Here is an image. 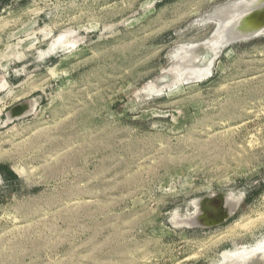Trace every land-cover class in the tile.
<instances>
[{"label":"rangeland","instance_id":"1","mask_svg":"<svg viewBox=\"0 0 264 264\" xmlns=\"http://www.w3.org/2000/svg\"><path fill=\"white\" fill-rule=\"evenodd\" d=\"M239 2L0 0V264H221L264 241V35L220 46L213 16ZM223 193L224 222L175 224Z\"/></svg>","mask_w":264,"mask_h":264},{"label":"water","instance_id":"2","mask_svg":"<svg viewBox=\"0 0 264 264\" xmlns=\"http://www.w3.org/2000/svg\"><path fill=\"white\" fill-rule=\"evenodd\" d=\"M263 7L264 0H261L256 7L251 8L239 18L237 20L239 22L236 20L229 22L227 28H225L226 31L223 39L221 37L219 38V45L226 46L231 43L250 40L264 35ZM26 111L27 104H22L13 108L10 114L12 117H18L23 115ZM228 199L229 194L227 193L203 197L197 201L196 213L185 222H187L189 226L201 227H211L224 222L229 215L235 211L238 205H234L233 202L230 203V201H228L229 204H227Z\"/></svg>","mask_w":264,"mask_h":264},{"label":"bare ground","instance_id":"3","mask_svg":"<svg viewBox=\"0 0 264 264\" xmlns=\"http://www.w3.org/2000/svg\"><path fill=\"white\" fill-rule=\"evenodd\" d=\"M244 1L245 2H239V4H236V5L222 6L221 8H219L218 10H216V12L218 11V13L215 12L213 16H215V14H217V16L219 17L218 19H221V20H219L220 21V25H221V21H222V25L221 26H218L219 29H220V27L222 28L223 25H224L223 29L225 30V28H227V24H229V22H232L233 20H236L237 21L239 18H241L251 8L256 7L257 4L260 3L261 0H256V1H252V2H246L247 0H244ZM237 22H239V21H237ZM234 27H236V26H234ZM225 31H224V33H225ZM224 33L221 36L222 39H223V37L225 35ZM209 68H210V66H209ZM238 200H239V198L233 199L229 195V199L227 200V204H229L228 201H230V203L233 202V204L236 205L238 203ZM195 207H197V206H195ZM186 220L187 219H184V220L177 219L174 222H175L176 225L189 226L188 223L185 222ZM221 256L223 258L222 259L223 262L221 264H264V241L261 242V243H259V244L257 243L255 246L250 247V248H242L239 251H234V252H229V250L228 251H225V252H223L221 254Z\"/></svg>","mask_w":264,"mask_h":264}]
</instances>
